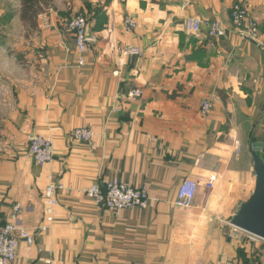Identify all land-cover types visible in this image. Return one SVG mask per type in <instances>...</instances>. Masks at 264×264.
<instances>
[{"label":"crops","instance_id":"crops-1","mask_svg":"<svg viewBox=\"0 0 264 264\" xmlns=\"http://www.w3.org/2000/svg\"><path fill=\"white\" fill-rule=\"evenodd\" d=\"M234 1L39 0L29 39L21 0H0V27L22 31L19 73L0 84L11 92L0 119V225L19 204L16 224L34 235L15 264H264V240L230 225L254 190L251 143L264 161V0L249 3L254 40L233 30ZM78 14L91 37L81 55L65 28ZM215 19L225 37L207 34ZM78 127L91 129L90 143L68 139ZM33 135L51 140L52 160L33 162ZM114 179L145 185L147 206L110 211L84 194ZM185 179L195 196L180 207ZM50 183L60 185L53 221L38 232Z\"/></svg>","mask_w":264,"mask_h":264},{"label":"built area","instance_id":"built-area-1","mask_svg":"<svg viewBox=\"0 0 264 264\" xmlns=\"http://www.w3.org/2000/svg\"><path fill=\"white\" fill-rule=\"evenodd\" d=\"M250 0H236L233 2L230 11V20L233 30L241 37L251 40L257 37V24L251 16L249 9ZM89 24L87 17L84 15H76L65 23V28L73 35L75 40L76 51L81 55L88 47L89 38L86 37L85 29ZM127 28H134L135 24L130 18L125 19ZM200 20L190 19L187 21V27L194 32L199 30ZM207 34L210 37H225L227 30L221 21L215 19L207 21ZM124 54H140L135 47H126L123 49ZM83 61L79 58V64ZM142 90L133 89L130 92L131 97L140 96ZM209 100L201 102V111L206 114L211 108ZM93 133L88 127L74 128L68 135V139L73 143H90ZM27 151L37 165H42L52 160L54 156L53 145L50 139L33 135L29 138ZM214 177H210L205 183L207 189L213 187ZM60 185L55 183L48 184L41 193L43 203V223L36 228V231L43 232L47 226L53 221L54 207L57 204V189ZM84 194L91 198L95 203L102 205L110 211H116L123 208H139L143 209L148 204V191L145 185L130 186L117 179L105 183L104 188L96 183L89 185L84 189ZM195 196V183L190 179H185L176 192L175 205L180 207H188L192 204ZM20 212L19 204L13 208L11 220L0 225V264H15L17 258V248L21 241L27 244L33 242V233L27 229L21 228L16 224ZM236 229V228H234ZM251 240H260L257 236L246 233Z\"/></svg>","mask_w":264,"mask_h":264},{"label":"water","instance_id":"water-1","mask_svg":"<svg viewBox=\"0 0 264 264\" xmlns=\"http://www.w3.org/2000/svg\"><path fill=\"white\" fill-rule=\"evenodd\" d=\"M88 31L87 25L85 34L90 39ZM260 146V143H251V155L255 172L254 190L246 201L240 203L239 209L230 220V225L264 240V161L258 153ZM235 233L238 234L237 231L232 232V234Z\"/></svg>","mask_w":264,"mask_h":264},{"label":"rangeland","instance_id":"rangeland-1","mask_svg":"<svg viewBox=\"0 0 264 264\" xmlns=\"http://www.w3.org/2000/svg\"><path fill=\"white\" fill-rule=\"evenodd\" d=\"M26 34L29 39L36 35L33 27H30ZM21 35L22 31L17 25L12 24L8 28L0 27V84H3L2 81L7 82L9 78L17 76L19 73L18 68L21 65L15 63V60L17 58L20 61V54L22 53L19 44ZM9 94H11L9 90L0 87V119L5 112L6 103L4 101Z\"/></svg>","mask_w":264,"mask_h":264},{"label":"trees","instance_id":"trees-1","mask_svg":"<svg viewBox=\"0 0 264 264\" xmlns=\"http://www.w3.org/2000/svg\"><path fill=\"white\" fill-rule=\"evenodd\" d=\"M39 0H21L22 11L21 18L29 22V27H35L34 18L37 14V5Z\"/></svg>","mask_w":264,"mask_h":264}]
</instances>
